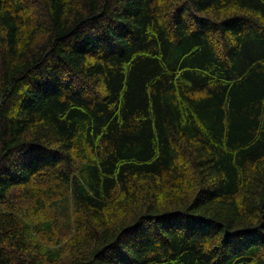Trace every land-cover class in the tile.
Listing matches in <instances>:
<instances>
[{
    "label": "trees",
    "instance_id": "trees-1",
    "mask_svg": "<svg viewBox=\"0 0 264 264\" xmlns=\"http://www.w3.org/2000/svg\"><path fill=\"white\" fill-rule=\"evenodd\" d=\"M0 264H264V0H0Z\"/></svg>",
    "mask_w": 264,
    "mask_h": 264
}]
</instances>
